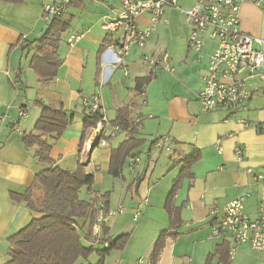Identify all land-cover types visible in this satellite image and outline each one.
Here are the masks:
<instances>
[{"label":"crops","instance_id":"1","mask_svg":"<svg viewBox=\"0 0 264 264\" xmlns=\"http://www.w3.org/2000/svg\"><path fill=\"white\" fill-rule=\"evenodd\" d=\"M53 1L24 0L22 4L0 1V116H7L0 133V264L9 262L11 239L39 217L24 201L35 176L50 167L74 172L79 165L94 175L92 190L96 196L108 195L109 211L124 207L122 214L96 224L91 238L87 237L90 220L81 221L84 244L90 246L96 238L116 241L126 236L125 247L111 251L105 264H110L113 254L114 264H149L160 235L171 228L167 200L189 156L198 157L191 168L193 177L184 179L174 196L173 205L180 210V221L170 231L174 236L167 239L158 264H209V260L211 264H264V254L249 245L242 246L228 263H221L220 257L215 256L218 248L230 249L232 245L230 238L213 235L227 204L249 192L251 198L245 203V211L252 217L258 215L264 181L255 182L247 169L264 175V133L258 128L264 124V110H251L256 100L254 94L242 112L201 110L197 95L215 43L206 42L200 59L189 48L192 24L186 12L194 8L197 0H176V6H166L146 47H134L124 57L117 48L120 34L105 28L122 0H75L57 19L71 20L58 51L62 61L58 77L42 81L30 64L37 50L34 43L48 27L43 18L44 7ZM263 3L264 0L243 3L240 18L244 33L263 37ZM138 22L140 28H146L150 19L142 17ZM78 34L84 37L75 42L73 37ZM165 54L169 56L172 72L159 68L153 73L143 62L144 55L162 58ZM143 79L150 80L142 86H146L147 97L140 106ZM95 94H101L109 122L99 136L106 141L105 146L98 143L97 134L96 138L93 135L94 127L86 132L83 144L81 141L83 121L88 115L83 101ZM42 105L63 106L75 120L53 143L52 166L40 163L36 150H28L23 141L24 135L34 133ZM126 108L132 120L133 109L139 108L143 120L142 128L133 136L122 128L113 131L120 111ZM21 109L29 113L28 119H20ZM16 123L21 134L13 130ZM130 138L144 142L134 151L140 163L132 169L133 157L128 158L121 176L114 177L109 173L111 153ZM164 139L172 142L169 152L154 144ZM236 146L244 149L246 160L242 164L236 161ZM81 192L80 198L90 201L89 193L84 199ZM44 198V191L36 187L34 202L41 203ZM99 206H104L103 200L96 204V214ZM214 208H218L215 216L211 213ZM138 209L142 210V216L135 222L133 217ZM98 247L103 249L105 244ZM90 259L96 261L93 264L99 260L97 255ZM87 262L83 264H90Z\"/></svg>","mask_w":264,"mask_h":264},{"label":"built area","instance_id":"2","mask_svg":"<svg viewBox=\"0 0 264 264\" xmlns=\"http://www.w3.org/2000/svg\"><path fill=\"white\" fill-rule=\"evenodd\" d=\"M75 0H54L44 7L43 18L50 24L62 17ZM247 0H197L194 8L186 12L187 20L192 24L189 35V48L201 58L207 41L215 43V49L209 58L207 72L203 76V86L197 95L201 110L206 113L217 111L242 112L253 96L249 83L259 80L264 83V35L254 37L244 33L241 29L240 11ZM261 1H258L259 4ZM176 6V0H122L121 7L115 17L108 21L105 28L108 32L120 34L118 49L121 57L126 56L134 47L144 49L161 22L166 6ZM148 17L150 24L146 28L139 27V19ZM84 34L73 37L78 42ZM122 62V60H119ZM143 62L155 73L159 68L172 72L169 64V56L162 58L144 55ZM142 102L145 104L147 89L144 86L140 92ZM83 105L88 114L100 117L93 129V135L97 134V141L101 146L106 145L105 140L99 136L105 131L103 126L108 124L106 109L102 103L101 94H95L91 98L84 99ZM20 119H28L29 113L19 111ZM7 116H0V133L6 123ZM133 122L139 129L143 120L139 108L133 109ZM246 127L250 124L244 120ZM264 133V124L258 125ZM13 130L21 134L18 123L13 125ZM113 131H120L118 125H114ZM96 138V135H95ZM156 148L170 151L172 142L164 139L156 142ZM220 151V150H219ZM236 161L239 164L245 162V153L242 146L234 149ZM140 163L138 157L131 160V167ZM255 182H263L264 175L248 168ZM264 189V182H263ZM99 197V196H98ZM251 198V193L244 192L231 201L223 209V217L215 224L213 235L226 236L231 239L229 249L230 260H233L244 245H249L253 250L264 254V193L259 205L257 217H252L245 211V203ZM147 202V201H146ZM97 225L108 218H115L124 212L120 206L116 211L106 213L104 206L97 208ZM215 216L218 208L211 211ZM142 216V210L138 209L133 217L136 222ZM76 229L80 230V227ZM95 246L102 244L100 238H96ZM105 247L108 246L104 243ZM264 262V257H263Z\"/></svg>","mask_w":264,"mask_h":264},{"label":"trees","instance_id":"3","mask_svg":"<svg viewBox=\"0 0 264 264\" xmlns=\"http://www.w3.org/2000/svg\"><path fill=\"white\" fill-rule=\"evenodd\" d=\"M0 1L12 4L24 2V0ZM70 26L71 20H54L48 24L45 35L34 43L37 50L31 59L30 67L42 81H53L58 77L62 65L58 54L61 38L70 29ZM112 43L114 42L110 41V44ZM149 80L143 79L140 89ZM40 108L41 115L35 125L34 133L24 135L23 141L28 150H36L35 156L40 163L52 166L53 161L50 158L52 145L58 142L63 134L74 125L75 120L73 116L68 115L63 106L42 105ZM99 119V116L90 114L84 118L82 144L86 138V132L95 127ZM116 125L129 132L130 136L139 131V128L134 125L129 108L120 111ZM143 144L144 142L141 140L130 138L114 149L111 153L110 175L120 177L125 161L128 158H134V151L142 147ZM197 159L196 156H189L184 161V168L175 181L166 205L171 219V228L160 235L149 264L159 263L167 239L174 236L170 231L180 221V210L173 205V199L183 180L193 177L191 168ZM93 185L94 175L87 173L82 165H79L74 172L50 167L38 173L33 186L24 196V201L29 209L37 213L39 217L33 218L11 239L12 248L7 264H83V262L89 261L93 255H97L99 259L96 264H105L111 251L123 249L128 239L126 236L116 241L101 240L102 244L107 243L108 246L97 249L94 244L86 246L83 241V232L75 228L80 227L81 221L89 219L90 232L87 237L91 238V231L97 224L96 204L103 200L105 211L109 212L108 195L97 197L92 190ZM36 187H40L45 194L41 203H35L33 200V190ZM84 188L88 190L90 201L80 198V192ZM104 232V235H107L105 228ZM215 256L220 257L221 263H228L230 260L229 249L227 246H222L217 249ZM211 261L209 260V264Z\"/></svg>","mask_w":264,"mask_h":264},{"label":"rangeland","instance_id":"4","mask_svg":"<svg viewBox=\"0 0 264 264\" xmlns=\"http://www.w3.org/2000/svg\"><path fill=\"white\" fill-rule=\"evenodd\" d=\"M262 7L264 8V3L262 4ZM249 87L251 91L254 92L253 94L256 97L255 104H253V107L251 108V110L256 111V112L264 110V83L259 80H256V81L250 82ZM87 192H88L87 189H83L81 192V196L84 199H87V196H88ZM99 248L100 247H98V249ZM115 256L116 255L113 254L112 258L110 259V264H114V261L116 259ZM95 262L96 261H93L92 259H90L87 263L93 264Z\"/></svg>","mask_w":264,"mask_h":264},{"label":"water","instance_id":"5","mask_svg":"<svg viewBox=\"0 0 264 264\" xmlns=\"http://www.w3.org/2000/svg\"><path fill=\"white\" fill-rule=\"evenodd\" d=\"M48 27L45 29V31L43 32V34L41 35V37H43L45 35V33L47 32Z\"/></svg>","mask_w":264,"mask_h":264}]
</instances>
